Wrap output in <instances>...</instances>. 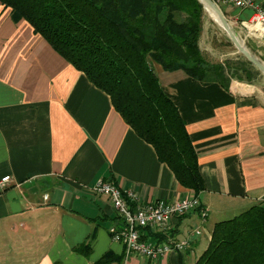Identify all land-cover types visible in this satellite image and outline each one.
Returning <instances> with one entry per match:
<instances>
[{
  "label": "crops",
  "instance_id": "crops-1",
  "mask_svg": "<svg viewBox=\"0 0 264 264\" xmlns=\"http://www.w3.org/2000/svg\"><path fill=\"white\" fill-rule=\"evenodd\" d=\"M213 1L235 32L244 39L252 36L256 42L250 47L256 43L264 55V35L243 28L255 9ZM253 1L264 10V0ZM217 27L202 19L201 52L211 54L213 42H222ZM152 68L196 153L204 182L198 194L176 181L106 93L27 21H13L0 3V179L10 178L0 188V264H97L105 253L121 260L110 264H193L215 223L259 204L264 197V94L253 85L234 91L233 80L226 90L181 70L166 71L155 63ZM100 179L133 191L140 202L196 197L208 214L203 219L192 211L172 218L166 232H144L150 242L186 241L182 249L156 261L127 256L108 233L121 220L106 196L91 192ZM83 247L87 252L76 250Z\"/></svg>",
  "mask_w": 264,
  "mask_h": 264
},
{
  "label": "trees",
  "instance_id": "trees-1",
  "mask_svg": "<svg viewBox=\"0 0 264 264\" xmlns=\"http://www.w3.org/2000/svg\"><path fill=\"white\" fill-rule=\"evenodd\" d=\"M0 3L10 9L13 21H27L59 56L109 96L114 110L153 147L182 187L194 194L204 189L184 122L162 90L152 63L226 90L231 80L251 82L260 72L246 60L232 67L228 60L205 59L198 45L205 12L197 0ZM232 89L245 90L236 82ZM76 250L87 252L84 247ZM110 257L105 253L97 264L121 262ZM193 264H264V206L254 205L215 223L206 249Z\"/></svg>",
  "mask_w": 264,
  "mask_h": 264
},
{
  "label": "built area",
  "instance_id": "built-area-1",
  "mask_svg": "<svg viewBox=\"0 0 264 264\" xmlns=\"http://www.w3.org/2000/svg\"><path fill=\"white\" fill-rule=\"evenodd\" d=\"M220 4H229L237 9L252 8L255 13L248 23H243V28L248 25H261L263 31H257L260 36L264 35V10L259 9L253 0H216ZM10 178L0 179V188L6 186ZM91 192L106 196L119 220L121 226H111L108 229L111 240L121 243L125 253L137 255L149 261H156L165 254L176 249H182L187 245L186 241L175 243L174 241L150 242L143 238L144 232H166L172 218L184 216L192 211H199L205 219L208 210L200 207L196 197H184L174 201L156 200L152 202H140L133 191H123L109 180H98ZM264 206V197L259 200ZM198 234V233H197Z\"/></svg>",
  "mask_w": 264,
  "mask_h": 264
},
{
  "label": "rangeland",
  "instance_id": "rangeland-1",
  "mask_svg": "<svg viewBox=\"0 0 264 264\" xmlns=\"http://www.w3.org/2000/svg\"><path fill=\"white\" fill-rule=\"evenodd\" d=\"M204 12L205 13H204V17L203 18L204 19H207L209 22H211L212 24H214V26H216V28H218L217 25L213 22V20L211 18H209V16L206 13V10ZM220 32H222V34H223L222 42H216V41L213 42V44H212L213 45V49L211 50V54L212 55L211 54H207L205 51H202V54L204 55L205 59L208 62H211V63H217L219 61H220V63H223L226 60H228L230 66H232V67H234V65L236 63H238V62L245 61V59L243 58V56L240 55L236 51V49L234 48V46L231 44V42L227 38L226 34L222 30ZM236 34L239 36L240 40L244 43V45L246 46V48L248 49V51L251 52L256 58H258L260 61H262L264 63V55H263V52L260 53V51H258L259 49H258V47H256V43H253V47H254L253 49L250 47V43L249 42H251V44H252V42H256V40L252 36H250V37L254 41H252L251 39H244L238 33H236ZM253 35H255V34H253ZM206 45L208 47L211 45L209 43V40H207ZM242 79H245L244 78V75H243ZM233 81H234V83L236 82V83H239V84H243L244 89L246 88L245 85H253L256 88H258L261 93L264 94V75H262L261 73H259L258 75H256L252 79L251 82H247L246 80L238 81L236 79H233Z\"/></svg>",
  "mask_w": 264,
  "mask_h": 264
},
{
  "label": "water",
  "instance_id": "water-1",
  "mask_svg": "<svg viewBox=\"0 0 264 264\" xmlns=\"http://www.w3.org/2000/svg\"><path fill=\"white\" fill-rule=\"evenodd\" d=\"M203 7L204 11L209 8L216 16L218 25L221 30L226 34L227 38L234 46L236 51L243 56L257 71L264 75V63L256 58L251 52L248 51L244 43L240 40L234 29L226 21L219 7L213 0H197Z\"/></svg>",
  "mask_w": 264,
  "mask_h": 264
},
{
  "label": "bare ground",
  "instance_id": "bare-ground-1",
  "mask_svg": "<svg viewBox=\"0 0 264 264\" xmlns=\"http://www.w3.org/2000/svg\"><path fill=\"white\" fill-rule=\"evenodd\" d=\"M206 13L216 24L218 25L217 16L209 9L206 8ZM248 28L252 34H255L257 36H260L261 31H263V27L261 25H248ZM257 31H260V34L257 33Z\"/></svg>",
  "mask_w": 264,
  "mask_h": 264
}]
</instances>
